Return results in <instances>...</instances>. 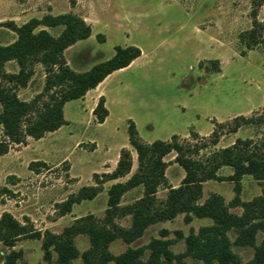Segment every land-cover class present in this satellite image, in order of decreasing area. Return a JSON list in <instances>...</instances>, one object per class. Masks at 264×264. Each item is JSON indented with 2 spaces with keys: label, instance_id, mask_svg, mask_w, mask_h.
<instances>
[{
  "label": "rangeland",
  "instance_id": "rangeland-1",
  "mask_svg": "<svg viewBox=\"0 0 264 264\" xmlns=\"http://www.w3.org/2000/svg\"><path fill=\"white\" fill-rule=\"evenodd\" d=\"M260 1L0 0V45L11 44L17 38L9 23L21 26L33 18L72 13L93 30L90 38L66 50L73 70L85 72L111 59L118 46H137L142 51L126 70L114 72L105 81L109 116L103 124L97 123L93 114L95 97L73 100L64 107L66 125L40 140L27 137L21 144L13 143L9 153L0 157V220L4 213H10L42 237L46 231L63 234L76 220L88 215L108 225L105 211L110 187L125 183L138 169L137 153L129 143V120L148 144L169 141L174 135L190 145L209 143L214 123L225 124V128L219 129V143L194 156L200 160L231 147L238 139H250L264 149L262 124L246 125L228 134L236 117L264 116V0L258 6ZM255 21L263 26L255 33L257 43L248 48L247 44L253 43L249 37ZM48 30L57 37L63 28ZM98 35H103L104 41H99ZM19 70L15 61L7 62L0 67V82L15 89L20 99L32 104L36 112L50 97L45 90L47 73L41 64H29L30 77L26 86H21L8 78ZM4 139L0 125V141ZM124 148L130 150L133 158L131 173L118 180L97 181L96 174L114 172ZM175 157V152L165 157L167 184L159 188L156 196L161 208L167 200V187H179L185 177ZM232 173L230 167L218 172L221 177ZM97 185L101 192L93 200L75 204L70 213L63 212V205L71 196L79 194L83 187ZM234 187L229 181H208L204 183L200 203L217 194L229 205L236 196ZM263 189L264 181L244 176L241 200L251 201L261 196ZM143 193L142 186L128 191L122 205L133 204ZM230 211L241 215L243 209L231 207ZM184 217L180 214L150 226L131 244L118 239L109 250L118 256L128 248L146 247L161 239L171 241L174 254H183L187 249L185 238L212 225L208 218H194L186 223ZM115 222L129 228L132 217H119ZM164 231L167 235H163ZM178 231L183 233V239L178 238ZM228 236L234 242L237 234L231 231ZM263 239L261 231L257 244ZM74 240L81 253L90 248L87 235L79 234ZM232 250L241 258V264L254 258L253 247L233 246ZM11 251L21 252L17 264H57L55 252L51 261L45 259L42 238L22 237L12 248L0 243V264H4ZM149 255L150 250L146 249L142 259L147 260ZM75 264H83L82 259ZM171 264L201 263L187 256L182 263Z\"/></svg>",
  "mask_w": 264,
  "mask_h": 264
},
{
  "label": "trees",
  "instance_id": "trees-1",
  "mask_svg": "<svg viewBox=\"0 0 264 264\" xmlns=\"http://www.w3.org/2000/svg\"><path fill=\"white\" fill-rule=\"evenodd\" d=\"M262 1L258 6L262 5ZM254 25L249 37L253 43L249 42L248 48L257 43L255 33L263 26L257 21ZM8 27L16 33L17 38L11 44L0 45V67L15 61L20 70L8 78L14 80L17 85L26 86L31 74V71H27V66L32 63L41 64L47 73L45 90L50 97L43 107L35 112L33 105L20 99L15 89L0 82V125L6 137L0 141V157L9 153L13 143L21 144L27 137L40 140L47 133L55 132L66 125V103L84 98L111 74L129 67L142 55L137 46H118L111 59L95 65L88 71L77 72L69 66L65 52L78 42L91 37L92 27L84 19L72 13L49 14L42 19L33 18L21 26L12 22ZM59 27L63 30L57 37L48 30ZM97 38L104 41L103 35H98ZM216 68L218 69L217 66ZM93 114L97 123L103 124L106 121L109 110L104 97L100 98ZM233 123L228 134L236 133L246 125H264V116L258 119L239 116ZM214 124L215 129L209 143L190 145L181 142L179 136L174 135L169 141L157 140L148 144L141 139L136 124L129 120V143L137 153L138 169L125 183L118 182L110 187L105 211L108 225L100 224L95 216L88 215L76 220L63 234L46 231L42 237L40 232L30 231L12 214L4 213L0 220V243L12 248L22 237L42 238L45 259L51 261L55 252L57 264H75L79 258L83 264H171L174 261L182 263L187 256L201 264H241L242 260L233 252V246L253 247L254 258L246 264H264V239L259 245L256 242L259 232L264 231V189L261 196L248 202L242 201L240 196L244 176L249 175L259 182L264 181V149L250 139H238L231 147L215 151L205 160L196 159L194 156L201 150L219 143V129L225 128L226 125L217 122ZM198 136L195 134V139H198ZM173 152L176 153L175 162L185 171V177L179 187H167V200L161 208L157 206L156 196L159 188L167 184L168 163L165 157ZM41 164L46 166V163ZM132 166L131 152L124 148L114 172L101 176L96 174L95 179L98 181L102 178L105 182L124 178L131 173ZM224 167H230L233 173L228 177H221L218 172ZM208 181L234 183V200L227 205L220 195L213 194L200 203L204 183ZM141 186L144 188L143 196L133 204L123 206L124 195ZM100 192L98 185L83 187L79 194L66 201L63 212L70 213L75 204L93 200ZM231 207H240L243 212L237 215L230 211ZM180 214L185 215L186 223L192 222L194 218L212 220V225L203 227L198 234L191 233L185 238V253L174 254L170 250L171 241L161 239L153 240L146 247L128 248L118 256L109 250L114 241L121 239L131 244L140 239L150 226L164 220H173ZM125 216L132 217L129 228H123L115 222L116 218ZM231 231L237 234L234 242L228 236ZM79 234H85L90 239V248L82 253L74 240ZM176 234L179 239L184 238L181 231ZM163 235H167V232L164 231ZM146 249L150 250V255L147 260H143ZM20 258L21 252L11 251L4 264H17Z\"/></svg>",
  "mask_w": 264,
  "mask_h": 264
},
{
  "label": "crops",
  "instance_id": "crops-1",
  "mask_svg": "<svg viewBox=\"0 0 264 264\" xmlns=\"http://www.w3.org/2000/svg\"><path fill=\"white\" fill-rule=\"evenodd\" d=\"M76 45V44H75ZM73 47V46H72ZM66 57V56H65ZM67 60V59H66ZM134 63V62H133ZM132 63V64H133ZM131 64V65H132ZM128 68V67H127ZM127 68H125V69H122V70H119V71H123V70H126ZM112 75V74H111ZM108 79V77L102 82V83H100L99 84V86H97V88H95V89H93V90H90L87 94H86V96L84 97V98H82V99H80V100H83V99H89V98H93V97H95V108H96V106H97V102H99L98 100H100V98L101 97H104V99H105V102H106V107H107V103H108V100H107V96H106V94H105V90H104V85H105V81ZM92 100V99H91ZM95 108H93V111H94V109ZM108 109V108H107Z\"/></svg>",
  "mask_w": 264,
  "mask_h": 264
}]
</instances>
